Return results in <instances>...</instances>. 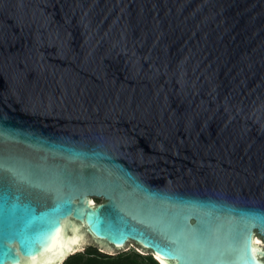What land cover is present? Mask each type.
I'll return each mask as SVG.
<instances>
[{
    "label": "water",
    "instance_id": "1",
    "mask_svg": "<svg viewBox=\"0 0 264 264\" xmlns=\"http://www.w3.org/2000/svg\"><path fill=\"white\" fill-rule=\"evenodd\" d=\"M0 196L9 230L60 241L0 264L86 233L264 264V0H0Z\"/></svg>",
    "mask_w": 264,
    "mask_h": 264
},
{
    "label": "snow or ice",
    "instance_id": "2",
    "mask_svg": "<svg viewBox=\"0 0 264 264\" xmlns=\"http://www.w3.org/2000/svg\"><path fill=\"white\" fill-rule=\"evenodd\" d=\"M4 197L0 196V200H3ZM66 204L68 205L67 211H72V208L70 206L71 202L67 201ZM0 207H2V204H0ZM76 214L79 218L84 217V210L78 206L76 208ZM89 223L93 226L94 230L99 232L98 225V218L96 216V213H93L91 211L87 212ZM30 226V222L24 223L20 228L18 229H11L9 230L8 227L5 225L2 213H0V249H4L7 252H11V249H6L4 246L5 240H11V239H19L23 243L24 250L29 255H35L36 252L40 251L41 249L48 248L49 245H52V249L55 250V247L57 244L60 243L59 241V232L57 230V224L54 220L48 221V226L45 230L42 232L32 236L29 235L28 228ZM109 234V233H105ZM53 235H56L57 240L54 243L51 239ZM110 235V234H109ZM110 238H114L111 237ZM123 239V236L120 238H117V242H120V240ZM146 245L155 247L158 251V253H161L163 255V258L169 259L172 258L175 254L167 249H163L160 247L159 244H156L151 241H144ZM71 241L67 242V245H70ZM66 245H60L61 251L64 250V247ZM248 252L251 251L250 248L246 249ZM15 259V257H13Z\"/></svg>",
    "mask_w": 264,
    "mask_h": 264
},
{
    "label": "trees",
    "instance_id": "3",
    "mask_svg": "<svg viewBox=\"0 0 264 264\" xmlns=\"http://www.w3.org/2000/svg\"><path fill=\"white\" fill-rule=\"evenodd\" d=\"M96 202L101 199L94 197ZM60 264H161L151 252H140L130 247L116 253H106L97 245L89 244L69 254Z\"/></svg>",
    "mask_w": 264,
    "mask_h": 264
},
{
    "label": "rangeland",
    "instance_id": "4",
    "mask_svg": "<svg viewBox=\"0 0 264 264\" xmlns=\"http://www.w3.org/2000/svg\"><path fill=\"white\" fill-rule=\"evenodd\" d=\"M89 244H94L97 245L99 247V249L108 251V252H112V253H116L122 250H126L129 249L130 247L134 248V249H138L141 252H147L148 250H144L142 247H140L138 244H136L133 241H129L127 242V244H125L124 247L122 248H116V247H107L105 244H102L100 242H98L97 240L93 239L92 237H90L87 233L85 234V241H84V247L89 245Z\"/></svg>",
    "mask_w": 264,
    "mask_h": 264
},
{
    "label": "bare ground",
    "instance_id": "5",
    "mask_svg": "<svg viewBox=\"0 0 264 264\" xmlns=\"http://www.w3.org/2000/svg\"><path fill=\"white\" fill-rule=\"evenodd\" d=\"M68 240H70L71 243H74L75 244L73 246V249L74 250L81 249L82 245L80 244V234L79 233L74 232V233H72V235L70 236V238L65 239L66 249L71 248L70 245H67V241ZM62 258H63V256H61V257H59V258H57V259H55V260H53V261H51V262H49L47 264H53V262H55V261H58V263H59ZM161 261H162V264H168L166 261H163V260H161Z\"/></svg>",
    "mask_w": 264,
    "mask_h": 264
},
{
    "label": "built area",
    "instance_id": "6",
    "mask_svg": "<svg viewBox=\"0 0 264 264\" xmlns=\"http://www.w3.org/2000/svg\"><path fill=\"white\" fill-rule=\"evenodd\" d=\"M138 250V249H137Z\"/></svg>",
    "mask_w": 264,
    "mask_h": 264
}]
</instances>
